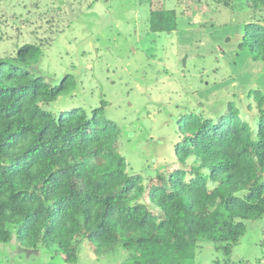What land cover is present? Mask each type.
Masks as SVG:
<instances>
[{
    "label": "trees",
    "instance_id": "trees-1",
    "mask_svg": "<svg viewBox=\"0 0 264 264\" xmlns=\"http://www.w3.org/2000/svg\"><path fill=\"white\" fill-rule=\"evenodd\" d=\"M246 2L255 19L241 45L264 60L257 19L264 0ZM175 28L174 10L152 11V31ZM41 55L32 42L0 51V243L56 244L70 264L82 238L97 254L135 244L134 264L178 263L205 240L230 254L247 232L245 220L264 214V92H249L255 124L233 101L217 118L184 115L193 122L176 145L180 166L145 181L127 170L121 129L106 116L105 100L90 113L48 109L70 89L32 70Z\"/></svg>",
    "mask_w": 264,
    "mask_h": 264
},
{
    "label": "rangeland",
    "instance_id": "rangeland-1",
    "mask_svg": "<svg viewBox=\"0 0 264 264\" xmlns=\"http://www.w3.org/2000/svg\"><path fill=\"white\" fill-rule=\"evenodd\" d=\"M0 0V51L38 43L33 71L69 91L52 102L54 114L91 112L105 100L106 116L121 129L119 152L130 173L145 181L180 166L176 145L187 133L186 114L221 116L235 102L252 124V89L264 92V60L241 42L255 19L246 0ZM174 10L176 28L155 32L154 10ZM257 19L264 23V7ZM76 81V85H71ZM252 103L253 112L248 109ZM242 115V116H243ZM247 232L230 254L205 240L194 257L162 264H264V214L246 219ZM29 249V248H28ZM32 253L0 243V264H70L56 244ZM76 264H134L135 244L97 254L87 238Z\"/></svg>",
    "mask_w": 264,
    "mask_h": 264
},
{
    "label": "water",
    "instance_id": "water-1",
    "mask_svg": "<svg viewBox=\"0 0 264 264\" xmlns=\"http://www.w3.org/2000/svg\"><path fill=\"white\" fill-rule=\"evenodd\" d=\"M10 242H12V243H14V244H17L18 245V249H20V250H23V251H27V252H32V253H37V252H39V250L38 249H28V248H26V247H23V246H21L18 242H17V240H16V238L14 237ZM9 242V243H10Z\"/></svg>",
    "mask_w": 264,
    "mask_h": 264
},
{
    "label": "flooded vegetation",
    "instance_id": "flooded-vegetation-1",
    "mask_svg": "<svg viewBox=\"0 0 264 264\" xmlns=\"http://www.w3.org/2000/svg\"><path fill=\"white\" fill-rule=\"evenodd\" d=\"M149 27H150V25H149Z\"/></svg>",
    "mask_w": 264,
    "mask_h": 264
}]
</instances>
